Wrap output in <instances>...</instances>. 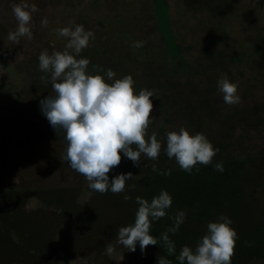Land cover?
I'll return each mask as SVG.
<instances>
[{
  "label": "rangeland",
  "instance_id": "374dc122",
  "mask_svg": "<svg viewBox=\"0 0 264 264\" xmlns=\"http://www.w3.org/2000/svg\"><path fill=\"white\" fill-rule=\"evenodd\" d=\"M13 4L38 8L32 39L19 44L8 40L17 28ZM76 25L94 33L77 57L90 61L87 74L111 69L116 79L131 75L137 94L154 93L148 136L162 145L158 161L142 154L135 167L121 153L110 180L129 172L133 179L120 194L88 188L61 160L64 134L41 113L40 101L54 93L39 55L63 51L68 41L57 30ZM221 74L238 85L240 103L224 102ZM180 128L219 149L212 163L189 174L167 157V133ZM161 190L173 202L151 223L157 245L129 252L116 244L118 229L134 224L136 198L151 202ZM179 211L186 217L172 233ZM221 216L238 236L231 264H264V0H0V264H157L159 256L179 264L182 247L194 250Z\"/></svg>",
  "mask_w": 264,
  "mask_h": 264
},
{
  "label": "clouds",
  "instance_id": "9594fccd",
  "mask_svg": "<svg viewBox=\"0 0 264 264\" xmlns=\"http://www.w3.org/2000/svg\"><path fill=\"white\" fill-rule=\"evenodd\" d=\"M12 11L17 20V28L9 32L8 40L16 44H19L21 38L31 40L33 34L29 24L32 14L38 11L37 6L33 4L29 9L27 4H13ZM47 24V19H44L42 25ZM57 31L59 36L68 41L64 50H54L51 54L45 50L38 58L40 71L50 75L54 93L40 101L41 113L57 135L61 132L64 134L67 148L61 160L67 161L73 170L84 176L90 190L100 194L108 191L113 194L123 193L126 182L133 179V174H119L111 180L109 177V173L121 164V153L135 167H140L142 154L150 160L158 161L161 152L162 145L157 135L152 133L148 136L149 126L155 119L152 116L154 93L142 89L137 94L131 75L116 79V73L111 69L103 76L87 74L90 61L77 57L89 47L94 33L86 31L83 25ZM136 46L141 47L142 44L137 43ZM105 77L112 83L106 82ZM41 80L46 81V77L42 76ZM217 87L226 104L240 103L238 85L230 82L226 74H221ZM218 151L202 133L191 135L185 128L167 133V157L175 158L181 170L189 174L197 165L207 166L212 163ZM152 167L153 171L157 170L156 164ZM215 170L223 172L222 163H217ZM162 174H170V170ZM129 199L131 197L124 196V200ZM172 202L171 195L164 190L151 202L137 197L139 207L134 224L118 229L116 244L127 248L129 252H135L137 244L141 252H145L150 245L156 246L158 241L150 234L151 223L164 218ZM185 217L186 213L179 211L174 217L175 226L169 231L177 232ZM231 224V219L226 216L219 217L217 222H210L206 234L194 250L189 246L182 247L176 257L179 264H231L238 239ZM162 240L168 255H175V244L167 232L163 234ZM114 252V245L108 243L105 254L111 256ZM79 261L73 260L71 264H79ZM157 264H172V261L159 256Z\"/></svg>",
  "mask_w": 264,
  "mask_h": 264
}]
</instances>
